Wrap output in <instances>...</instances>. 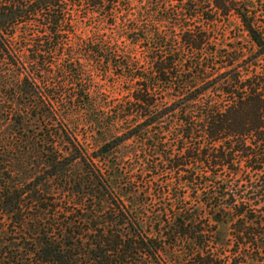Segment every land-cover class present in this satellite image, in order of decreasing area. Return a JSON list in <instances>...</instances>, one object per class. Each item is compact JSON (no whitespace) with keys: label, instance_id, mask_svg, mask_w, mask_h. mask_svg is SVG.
Segmentation results:
<instances>
[{"label":"trees","instance_id":"trees-1","mask_svg":"<svg viewBox=\"0 0 264 264\" xmlns=\"http://www.w3.org/2000/svg\"><path fill=\"white\" fill-rule=\"evenodd\" d=\"M262 1L0 0V264H264Z\"/></svg>","mask_w":264,"mask_h":264},{"label":"rangeland","instance_id":"rangeland-1","mask_svg":"<svg viewBox=\"0 0 264 264\" xmlns=\"http://www.w3.org/2000/svg\"><path fill=\"white\" fill-rule=\"evenodd\" d=\"M262 2H263V9H262V15L259 17V20L262 21V22L264 23V0H263ZM232 22H233V23H232V27H233V26L236 27L237 24H236L235 20H233ZM233 34H234L235 36H237V38H238L237 40H238L240 43H243V42H242V40H243V38H244L243 34H241V33L239 34V33H238V35H237V33L235 34L234 32H232V33H231V36H234ZM212 253H214L215 255H218L219 257H221V256H223V255L228 256V252H227V251H225V252H221V251L218 250L217 253H215V252H212ZM221 254H223V255H221ZM223 264H226V263H223Z\"/></svg>","mask_w":264,"mask_h":264}]
</instances>
